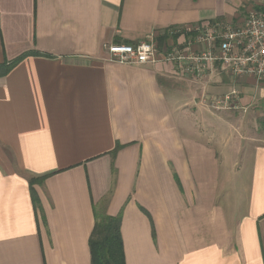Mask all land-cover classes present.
<instances>
[{"label":"crops","instance_id":"0c3cea01","mask_svg":"<svg viewBox=\"0 0 264 264\" xmlns=\"http://www.w3.org/2000/svg\"><path fill=\"white\" fill-rule=\"evenodd\" d=\"M259 1L0 0V264H92L97 214L120 217L126 264H264V78L104 47L198 53L171 30Z\"/></svg>","mask_w":264,"mask_h":264},{"label":"built area","instance_id":"2783aa9c","mask_svg":"<svg viewBox=\"0 0 264 264\" xmlns=\"http://www.w3.org/2000/svg\"><path fill=\"white\" fill-rule=\"evenodd\" d=\"M170 34L172 37L188 36V45L193 42L203 50L198 53L187 51L177 44L160 57L152 37L136 45L106 44L104 47L111 60L123 65L140 66L165 61L175 64L186 76L200 77L208 65L220 63L234 75L264 78V0H260L258 6L236 24L215 21L206 26L176 28ZM238 99V92H233L216 101L215 107H230Z\"/></svg>","mask_w":264,"mask_h":264},{"label":"trees","instance_id":"16d2710c","mask_svg":"<svg viewBox=\"0 0 264 264\" xmlns=\"http://www.w3.org/2000/svg\"><path fill=\"white\" fill-rule=\"evenodd\" d=\"M9 69H2L0 73L6 74ZM31 192L36 203L37 195L33 187ZM120 225V217L97 214L96 225L90 239L92 264H126Z\"/></svg>","mask_w":264,"mask_h":264}]
</instances>
